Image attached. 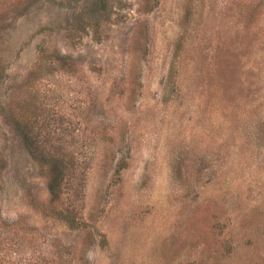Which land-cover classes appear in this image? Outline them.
Masks as SVG:
<instances>
[{
    "label": "rangeland",
    "instance_id": "rangeland-1",
    "mask_svg": "<svg viewBox=\"0 0 264 264\" xmlns=\"http://www.w3.org/2000/svg\"><path fill=\"white\" fill-rule=\"evenodd\" d=\"M0 264H264V0H0Z\"/></svg>",
    "mask_w": 264,
    "mask_h": 264
}]
</instances>
